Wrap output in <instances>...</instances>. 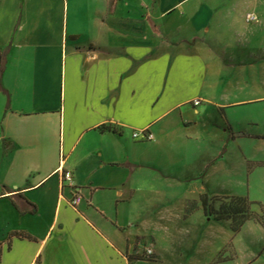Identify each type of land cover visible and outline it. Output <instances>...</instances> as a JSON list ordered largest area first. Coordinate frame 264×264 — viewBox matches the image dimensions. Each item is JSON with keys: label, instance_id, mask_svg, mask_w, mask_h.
<instances>
[{"label": "crops", "instance_id": "0c3cea01", "mask_svg": "<svg viewBox=\"0 0 264 264\" xmlns=\"http://www.w3.org/2000/svg\"><path fill=\"white\" fill-rule=\"evenodd\" d=\"M80 1L82 10L76 0H0V49L7 56L0 91V264H151L129 257L136 239L119 243L129 228L119 222L123 206L145 188L144 169H160L154 151H138L174 142L172 127L158 124L178 108L184 114L189 104L197 110L209 101L199 88L209 78L200 50L216 53L220 35L206 12L239 8L224 0ZM197 34L200 41L190 46ZM150 70H156L150 100L139 101L143 94L129 86ZM253 101L264 102V95ZM104 125L118 131H103ZM141 131L153 140L134 137ZM250 137L264 144V134ZM255 161L264 168V157ZM61 170L72 173L71 182L63 183ZM77 190L84 200L74 208ZM24 199L37 206L35 214L17 209L14 202ZM64 209L74 213L70 223L62 220Z\"/></svg>", "mask_w": 264, "mask_h": 264}, {"label": "rangeland", "instance_id": "374dc122", "mask_svg": "<svg viewBox=\"0 0 264 264\" xmlns=\"http://www.w3.org/2000/svg\"><path fill=\"white\" fill-rule=\"evenodd\" d=\"M224 1L239 8L229 6L217 15L206 12L214 17L209 26L220 39L215 41L216 53L200 50L209 78L199 88L209 101L197 110L189 104L184 114L178 108L158 124L172 127L171 150L169 145L158 150L144 144L138 151L150 156L154 151L160 169H155L158 174L144 169L145 188L123 206L119 218L129 227L119 243L124 246L126 239H136L129 254L134 262L264 264V227L256 220L264 217V168L255 161L264 157V144L250 137L264 134V102L253 101L264 95V0ZM76 3L78 9L84 8L80 0ZM72 13V7L66 10L67 16ZM250 14L258 19L250 21ZM199 41L197 34L188 43L194 46ZM155 78L156 70L143 72L129 89L137 87L143 94L139 101H149L147 91ZM162 80L160 74L159 84ZM186 136L192 140L184 141ZM55 187L56 182L54 197ZM203 196L216 211L223 205H239L251 217L235 231L242 216L232 215L235 222L218 220ZM73 218L71 209L63 210V221Z\"/></svg>", "mask_w": 264, "mask_h": 264}, {"label": "trees", "instance_id": "16d2710c", "mask_svg": "<svg viewBox=\"0 0 264 264\" xmlns=\"http://www.w3.org/2000/svg\"><path fill=\"white\" fill-rule=\"evenodd\" d=\"M6 63H7L6 53L0 49V91L2 90L1 89V76L5 71ZM101 130H103V131H114V132L118 131L116 129V127L106 126V125L102 126ZM202 198L204 200L205 206L209 207L208 211L211 214H215L216 218L218 220H233V222H235V219L232 218V215L240 214L242 216V220L238 223V225L236 223V226H234L235 231H239L241 229V226L243 225V223L251 217V215L246 213L244 211V208L239 206V205H237V206L223 205L220 210L216 211L214 208L210 207L208 197L203 196ZM14 204L17 207V209L20 211L21 214H27V213L35 214L37 212V206L34 203L28 201L27 199L23 200V204H20L16 201L14 202ZM256 220L258 221V223H260L261 225L264 226V217L263 216L257 217ZM15 235L20 237V238H28L30 240H35L34 237H32L30 234H28L26 232H16ZM0 259H1V248H0Z\"/></svg>", "mask_w": 264, "mask_h": 264}, {"label": "built area", "instance_id": "2783aa9c", "mask_svg": "<svg viewBox=\"0 0 264 264\" xmlns=\"http://www.w3.org/2000/svg\"><path fill=\"white\" fill-rule=\"evenodd\" d=\"M248 19L250 21H256L258 19V17L255 14H250ZM200 103H201L200 100H196L195 101L196 105H199ZM134 137H136V138H140L141 137V138H143L145 140L151 141V140H153L154 135L152 133H150L149 131H141V132L135 133ZM61 176H62L63 183L66 182V181L67 182H71L72 181V173L71 172L61 170ZM83 200H84V196H83L82 192L80 190H77L75 192V194L73 195L71 201H70V205L73 206L74 208H77L79 205H81ZM147 253L149 255H153L154 254V250L153 249H148Z\"/></svg>", "mask_w": 264, "mask_h": 264}]
</instances>
